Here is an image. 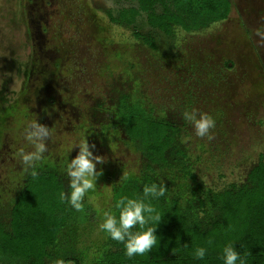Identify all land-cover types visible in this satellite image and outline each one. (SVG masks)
Listing matches in <instances>:
<instances>
[{
    "label": "rangeland",
    "instance_id": "obj_1",
    "mask_svg": "<svg viewBox=\"0 0 264 264\" xmlns=\"http://www.w3.org/2000/svg\"><path fill=\"white\" fill-rule=\"evenodd\" d=\"M231 1L226 21L191 32L175 26L168 36L145 13L129 27L111 22L109 15L137 8L136 0H0V160L1 151L16 153L0 167L2 220L9 223L18 178L26 174L18 150H32L25 125L48 127L36 170L56 172L66 187V164L78 153H68L69 144L87 137L94 154L106 158L97 165V191L88 194L93 203L74 209L48 248L47 264L57 257L101 264L118 245L98 230L109 189L118 199L125 186L151 174L168 188V206L177 200L192 222L207 226L216 214L209 194L245 184L264 160V0ZM156 10L163 11L162 2ZM192 109L215 117L211 140L183 119ZM133 115L175 126L166 164L151 163L130 140Z\"/></svg>",
    "mask_w": 264,
    "mask_h": 264
},
{
    "label": "trees",
    "instance_id": "obj_2",
    "mask_svg": "<svg viewBox=\"0 0 264 264\" xmlns=\"http://www.w3.org/2000/svg\"><path fill=\"white\" fill-rule=\"evenodd\" d=\"M136 1L137 8L109 15L111 22L129 27L145 13L147 23L168 36L174 35L175 26L191 32L226 21L233 5L231 0H172V6L165 0ZM158 2L163 3L162 12L156 10ZM135 37L141 35L135 33ZM142 38L157 48L150 37ZM172 130L174 126L167 121L147 120L140 115L130 117L127 125L130 139L138 141L148 160L156 165L168 162L167 151L175 141ZM191 177L196 181V176ZM153 181L157 182L151 174H145L141 185L124 187L121 196L142 195L143 185ZM61 191L66 189L54 173H37L28 180L12 208L9 223L0 221L1 264H47L48 248L75 214L74 208L59 199ZM209 199L216 214L207 226L192 222L177 200L172 206L165 203L164 197L154 201L164 212L156 229L158 246L148 254L129 258L118 242L101 264H223L221 250L229 242L246 257L247 264H264V160L251 169L245 184L212 192ZM199 246L208 249L203 260L190 255Z\"/></svg>",
    "mask_w": 264,
    "mask_h": 264
},
{
    "label": "clouds",
    "instance_id": "obj_3",
    "mask_svg": "<svg viewBox=\"0 0 264 264\" xmlns=\"http://www.w3.org/2000/svg\"><path fill=\"white\" fill-rule=\"evenodd\" d=\"M183 119L191 123L197 137H207L209 140L213 138L212 130L216 127V119L213 115L192 109L183 112ZM48 136V127L38 121L25 125L23 139L31 145L32 150L24 148L18 150L17 155L23 172L32 176L37 175L38 162L44 160V153L47 151L45 140ZM74 147L78 148V153L66 164V175L69 178L68 191H61L59 199L66 201L75 210L82 211L86 203L91 204L95 199L88 194L97 191L96 181L102 175V169L97 170V165L103 164L106 158L94 154L96 144L90 143L87 137L69 144L68 153ZM107 191L109 202L102 211L103 219L98 225V230L107 238L122 243L124 254L129 258L148 254L159 244L156 229L164 213L153 202L161 197L167 199L168 188L164 182L153 181L143 185L142 195H124L115 200L112 199L111 189ZM183 247L186 249L188 245L185 244ZM207 254L208 249L203 246L195 247L190 253L197 260L205 259ZM220 259L223 264H247L246 257L237 250L233 242L223 246ZM52 264H69V262L57 257Z\"/></svg>",
    "mask_w": 264,
    "mask_h": 264
},
{
    "label": "flooded vegetation",
    "instance_id": "obj_4",
    "mask_svg": "<svg viewBox=\"0 0 264 264\" xmlns=\"http://www.w3.org/2000/svg\"><path fill=\"white\" fill-rule=\"evenodd\" d=\"M80 82V81H79ZM79 84V83H78ZM133 116H136V115H133ZM133 116H131V117H133ZM143 117V116H142ZM144 118V117H143ZM130 119V118H129ZM129 119H128V121H127V125H128V122H129ZM146 119V118H145ZM148 120V119H147ZM170 123V122H169ZM171 124V123H170ZM127 125H126V131H127ZM173 125V124H172ZM174 126V125H173ZM174 129H175V126H174ZM127 134H128V132H127ZM128 137H129V135H128ZM130 138V137H129ZM131 140V139H130ZM1 153H2V155H1V160H0V167H1V171L4 169V166H6L5 165V161H7V160H9V159H11V158H14L15 159V161H16V153L14 154V153H5V152H3V151H1ZM152 163V162H151ZM5 171H6V173H10L9 171H8V169H7V167L5 168ZM11 172L13 173V171H12V169H11ZM1 173V172H0ZM16 173V172H15ZM14 173V174H15ZM37 173H54V174H56L57 175V173L56 172H54V171H51V170H43V171H37ZM2 174V173H1ZM32 177V175L30 174V173H26V174H24V175H21L20 176V178H18V179H20L21 181V183H20V188H19V190H18V192H17V197H16V201H17V198H18V196H19V194L22 192V190L24 189V187L27 185V182H28V180L30 179ZM57 177H58V179L61 181V179L59 178V176L57 175ZM62 182V181H61ZM62 184L64 185V187H65V189H66V191H68V187H66L65 186V184L62 182ZM126 187V186H125ZM16 189V188H15ZM124 189V188H123ZM17 190V189H16ZM16 201H15V203H16ZM14 203V204H15ZM14 204H13V206H14ZM13 206H12V208H13ZM12 208H11V211H12ZM10 215H11V213H10ZM0 221L2 222V223H4L5 225H7L8 223H5L3 220H2V218H1V216H0ZM61 232V231H60Z\"/></svg>",
    "mask_w": 264,
    "mask_h": 264
}]
</instances>
